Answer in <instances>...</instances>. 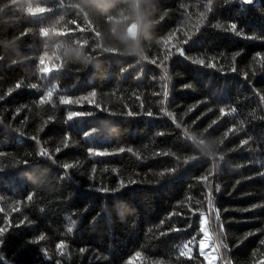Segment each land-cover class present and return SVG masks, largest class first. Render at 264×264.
<instances>
[{
    "label": "trees",
    "instance_id": "1",
    "mask_svg": "<svg viewBox=\"0 0 264 264\" xmlns=\"http://www.w3.org/2000/svg\"><path fill=\"white\" fill-rule=\"evenodd\" d=\"M29 4L52 10L30 17ZM61 4L0 0V261L128 264L139 251L136 264H209L203 213L219 251L213 264H262L264 0H142L138 43L118 39L136 21L135 0ZM45 52L44 66L64 67L42 74ZM52 85V103L40 104ZM91 92V103L81 99ZM70 111L92 115L67 121ZM185 244L191 258L179 254Z\"/></svg>",
    "mask_w": 264,
    "mask_h": 264
},
{
    "label": "snow or ice",
    "instance_id": "2",
    "mask_svg": "<svg viewBox=\"0 0 264 264\" xmlns=\"http://www.w3.org/2000/svg\"><path fill=\"white\" fill-rule=\"evenodd\" d=\"M244 3H246V4H247V3H252V0H244ZM60 6H61V7H65L66 5L61 4V0H60ZM51 10H52V9H50L49 7H43V6H36V7H33L31 4H29V5L27 6V8L25 9L26 13H27L30 17L42 16V15H44V14L50 12ZM209 11H211V8H209ZM200 15H201V17H204L205 14L202 12ZM162 19H163V17H162ZM73 23L75 24L76 22L73 21ZM76 27H77V29H79L80 31H83V30H84V29L80 28V26H79L78 24L76 25ZM237 28H238V24L235 23V22H233V23H231V24L229 25V31L234 32V33H236L237 36H239V35H240V32L237 31ZM197 31H199V29H197ZM39 32H40V35H41V36H43V37H48V35H49V33H50V30H49L48 28H41ZM51 33H52V34H55V35H58V36H65V37H67V36H69V35L71 34L70 31H69V32H63V31H57L56 29H52V30H51ZM190 39H191V37L189 38V40H190ZM189 40H185V41H184V44H187V43L189 42ZM167 43H168V41H165V44H167ZM176 53H177L179 56H183V57H185V51H184L183 48H177V49H176ZM172 55H173V53H172V52H169L168 55L165 57V59L167 60V59H168L170 56H172ZM257 55H259V54H257ZM47 56H48V53L45 52L44 55L41 56V58H40V65H41L40 71H41V73L44 74L45 76H47L48 74H50V73H52V72L59 71L61 68L64 67V64H63V63H61V64H59V65H56V66H51V65H49V66H44V65H45V61H46ZM145 59H147V58L145 57ZM85 63H87V58H86V60H85ZM151 63H152V64H156V61L153 60V61H151ZM192 63H194V64H199V65H205V61H204V60L193 61ZM206 67H208V68H215L216 65H215L214 63H210V64H207ZM232 71L235 72L236 69L233 68ZM16 87L19 88L20 85L17 84ZM32 88H36V85H35V84L32 85ZM55 91H56V86H55V85H52L51 87H49V88L47 89V91L44 92V94L40 97V99H39V103L42 104V105H48V104H51V103H52L53 93H54ZM95 95H96L95 92H91V93H89L88 96L81 97V99L86 100V101H88L89 103H91L90 97H94ZM164 96H165V98H167V96H168V92H167V90H165V92H164ZM78 102H79V101H75V103H78ZM72 103H74L73 100H71V99H67V98H65L64 96H61V97H60V104H62V105H67V104H72ZM95 107H96L97 109H99V108H100V105L97 104ZM220 113H221V115L223 116V115L225 114V110H224L223 108H221V109H220ZM146 114H147L148 116H152V115H153L151 112H147ZM86 115H87V116H91L92 113H91V112H89V113H85V112H80V111H70V112H68V114H67V121H71V120H74L75 118H79V117H81V116H86ZM127 115H128V116H133V115H135V113L129 111V112L127 113ZM216 124H217V121L213 120V121H212V125H216ZM95 133H97V130H96L95 128H91L88 132H85L83 135H84L85 137H88V136H90V135H92V134H95ZM32 139L35 140L36 138H35V137H32ZM66 139H67V137H66ZM201 143H203V140L200 141V144H201ZM65 147H67V144L65 145ZM60 151H61V149H59V148L56 149V152H60ZM88 151H89L91 154L96 155V156H108V155H114V153L106 152V151H94L93 149H89ZM124 151H125L124 148H120V149H119V152H121V153L124 152ZM127 151H128V152H131L132 149L129 148V149H127ZM39 155H40V157H41L42 159H45V160H47V159H51V157H49L48 153H47L46 151H44V150H42V151L39 153ZM157 155H160V154L158 153ZM163 155L167 156L168 153H164ZM193 160H195V157L193 158ZM185 163L188 164L189 162H188V161H185ZM25 165L27 166V161H25ZM71 167H72V165H69V164H65V165H63V169H65V170H67V169H69V168H71ZM169 171H170L171 173L174 174L176 170H175V169H171V170H169ZM66 174H67V173L65 172V175H66ZM160 175H161V177H164V176H165V173H164V172H161ZM208 179H209V178H208L207 176L203 177V180H204L205 182H207ZM120 183H121V187H124L123 181H120ZM133 183H134V182H133ZM100 191L108 192V189H107V188H102V189H100ZM113 191H115V190H113ZM29 199H31V197H29ZM211 211H212V209H210V212H211ZM193 214L195 215V213H193ZM201 216H202V219L200 220V231L204 234V239H202V240L200 241V244H199V247H200V255H201V256H204L205 259L208 260L209 264H213V260H214L215 258L209 256V255H208L207 253H205V251H204V249H205V247H206V241L210 239V237H209V235H208V224H209V220H208V218H207L206 216H203V213H201ZM216 218L219 219V214H218V212H217V217H216ZM220 228H221V231H222V229H223V225H220ZM177 230H178V229H177ZM6 231H8V229H6V228H0V236H3V235L5 234ZM69 231H71V229H69ZM39 239H40V240H43V239H44V236H40ZM261 243L264 244V241H261ZM2 244H3V240H0V245H2ZM64 247H65V245H64V243H62V242L59 243V244H57V249H63ZM184 249H186V250H185V251H181V252L179 253L180 256H181V257H188V258H191L190 255H189L190 252H191V249L188 247V244H185V245H184ZM80 251H81V253H83V252L85 251V249H84V248H81ZM60 254H61L62 256L64 255V253H63L62 251H61ZM140 257H141V253H140L139 251L136 252L135 255H134V257L128 260V264H136V261H137ZM0 264H3V262L0 261ZM56 264H60V261L57 260V261H56ZM262 264H264V262H262Z\"/></svg>",
    "mask_w": 264,
    "mask_h": 264
},
{
    "label": "clouds",
    "instance_id": "3",
    "mask_svg": "<svg viewBox=\"0 0 264 264\" xmlns=\"http://www.w3.org/2000/svg\"><path fill=\"white\" fill-rule=\"evenodd\" d=\"M142 0H135L137 17L136 21L132 27L126 30V32L118 37V39L122 42L132 41L133 43H138V32L141 26V23L146 19V15L141 11L139 5L141 4ZM110 51H115L114 49H109ZM77 55H80L79 53ZM83 60H86L87 57H81ZM212 147L211 143H206L203 141L201 143V151L204 152L206 155H212ZM33 184H36L35 178H30Z\"/></svg>",
    "mask_w": 264,
    "mask_h": 264
},
{
    "label": "rangeland",
    "instance_id": "4",
    "mask_svg": "<svg viewBox=\"0 0 264 264\" xmlns=\"http://www.w3.org/2000/svg\"><path fill=\"white\" fill-rule=\"evenodd\" d=\"M208 235H209L210 239L206 241V247H205L204 251L209 256L215 258L213 260V263H215L219 259V251L217 250L216 246L213 244V237H212L211 232L209 231V229H208ZM202 239H204V234H203V238Z\"/></svg>",
    "mask_w": 264,
    "mask_h": 264
}]
</instances>
